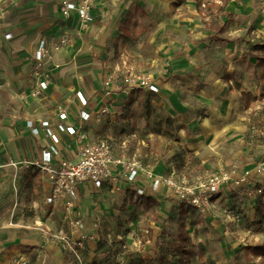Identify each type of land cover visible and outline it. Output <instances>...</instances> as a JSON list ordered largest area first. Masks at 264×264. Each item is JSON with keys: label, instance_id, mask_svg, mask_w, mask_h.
Masks as SVG:
<instances>
[{"label": "rangeland", "instance_id": "obj_1", "mask_svg": "<svg viewBox=\"0 0 264 264\" xmlns=\"http://www.w3.org/2000/svg\"><path fill=\"white\" fill-rule=\"evenodd\" d=\"M143 1L138 7L136 0H100L99 31L98 24L95 30L102 32L104 26L105 38H88L91 53L85 65H100L118 81L128 75H151L163 82L162 90L154 95L136 89L117 96L107 105L106 115H93L80 124L86 138L107 140L113 156L135 160L144 174L171 178L182 188H200L214 173L233 169V176L248 171L264 187V174L257 173L264 165V48L254 47L264 46V0H150L149 5ZM10 2L0 0V18ZM13 26L0 22V120L12 113L13 120L21 121L15 96L20 87L12 86L19 78V65L27 70L21 100L35 101L45 112L54 108L55 98L44 91L37 94L31 79L37 49L19 54L26 42L9 40ZM199 31L205 32L203 37ZM76 33L67 34L68 43L59 48L55 44L59 37L46 39L48 57L42 71L47 80L58 64L65 68L62 77L80 82L66 70L72 62L67 52L82 41ZM2 144L0 136V191L19 199L30 188L31 195L19 215L18 201L11 202L9 228L16 229L10 232L2 230L0 207V240L42 245L31 260L16 257L9 264H112L130 252L137 261L144 251L151 260L165 255L166 264H264V259L243 249L264 244L263 194L213 198L214 209L204 212L182 204L167 186L160 188L159 205L149 207L126 193L110 192L98 200L90 196L87 206L76 196L72 209L80 208L88 222L85 225L78 213L75 219L82 227L75 231L72 211L65 212L70 216L65 223L58 210L43 220L47 210L41 199L43 185L36 168L29 166L38 159L24 165L19 153L14 157ZM21 176L32 184L26 187ZM9 177L10 183L2 186ZM137 184L151 189L143 175ZM180 206L190 208L187 216L180 215ZM91 219L95 221L90 223ZM129 234L132 239L126 243ZM181 244L193 255L183 254Z\"/></svg>", "mask_w": 264, "mask_h": 264}, {"label": "crops", "instance_id": "obj_2", "mask_svg": "<svg viewBox=\"0 0 264 264\" xmlns=\"http://www.w3.org/2000/svg\"><path fill=\"white\" fill-rule=\"evenodd\" d=\"M63 1L66 0H11L10 3H7V6L3 10L4 14L2 15V18H0V22L3 24H7V23L14 24V26L10 28V31L8 32V34H10V38H9L10 41L25 40L26 46L23 48V50H18L19 54L20 53L27 54V52L29 51L30 52L33 50L35 51L42 40L45 43H47L46 39H48L49 36L60 37L64 34H71V33L75 35L78 29L77 16L75 13L71 14L70 17H68L67 19H64L61 16L60 7ZM68 1H76V0H68ZM136 2L138 7L142 6L140 4L142 0H136ZM143 3H147L149 5L150 0H144ZM99 8H100V0H97L92 10V16H93L92 24L90 25L89 29L86 32H83L78 36L79 37L78 39L82 41H77L67 52L69 59L72 62H74V63L70 62L67 64L68 65L66 68V70H68L67 75H70V78L76 77L80 79V82L78 80L69 82V78L66 79L65 77L61 76L62 72L65 70L64 66H60L58 64L55 65V68L52 72V78L49 81V83L52 84V86L44 91L48 95L55 98V102L53 104L54 108L52 110L41 112L42 111L41 105H39L37 102L29 101L27 103L21 100V96L23 93L21 89L25 87L27 84V79H26L27 70L26 68H22L21 65H19L18 67V73H20L19 78L16 79L15 83L14 82L12 83V86L16 87V85H18L20 87L15 96L19 100L18 107L23 113L22 120L21 121L13 120V116H11L12 113L6 114L5 117L0 120V136H1V141L3 142L2 148H4L5 151L8 152L9 154L12 153L14 157H16L19 153V155L23 157V161L25 162H28V160L31 161L33 159L36 160L40 158L42 151L47 146L50 145V140L46 136L45 128H43L41 124L43 122H47L50 126V129L55 131L56 125L60 122L58 120V112H57L59 106L66 105L70 109L68 113V120L65 122L66 125L73 126L74 128L78 129L79 131L85 134L86 133L85 130L82 129L80 125L84 123L79 120L80 110H83L86 113H88L90 115L89 118L90 120L89 119L88 120L91 121L93 115L97 117H102L98 115L100 110L107 105L109 106L114 98L121 95L122 96L130 95V94H122L121 92H112V91H110L109 93L106 92L103 82L105 77L108 76V72H106L104 69L100 70L101 69L100 65L90 66L91 68L85 65L88 56L90 55L88 53H91L88 51V46H87L88 38H91L93 36L94 37L96 36L99 39L105 38L104 26L102 32H98L99 24H100ZM97 24H98V31L95 30ZM58 31H61V33H59ZM204 33L205 32L203 31H199L198 36L203 37ZM163 68H164L163 72L166 75H168L170 71L165 67ZM116 69H119L120 71L119 67H117ZM99 70L101 71V74L96 73ZM82 71H85L86 73H81ZM148 76L152 78L154 82H156L159 89L158 93L156 94H159L160 91L162 90L163 82L156 80V78L151 75ZM31 79L32 82L35 84V79L32 76V72H31ZM74 90L77 91L75 93L74 92L72 93V91ZM141 92L147 93L144 90H141ZM76 93H81V95L86 99V106L81 107L79 101L75 98ZM72 95L75 98L74 100L71 99ZM95 100H96V104H92V101ZM88 120L85 121L86 122L85 124L89 122ZM32 129H37V134H34ZM86 140L88 139L86 138L85 142H98V141H89V140L86 141ZM79 146L80 143L76 140L74 136H69L65 133L59 134V144L57 145L59 155L55 157L54 160L58 161L60 159H65L70 162H76L78 160ZM4 155L7 156V153H4ZM113 158L121 162V166L119 165L113 166L114 171H118V172L124 171V168L127 167L130 163L139 164L135 160L124 161V159H122L121 157H115V156H113ZM36 170L39 173V179L43 185L42 186L43 194L41 198L43 202V206L47 208V210L43 213V217H42L43 220H45L46 218L50 219L52 215L55 213V211L58 210L59 212H61L62 217L65 218L64 219V223H65L66 219L70 216L65 215V210L63 206L61 205L48 206L45 204V198L48 193L49 184L45 175L37 168ZM142 175L145 178H147L142 171L139 173L136 181L132 184H128L124 180L120 179L119 182L116 184V186H111L110 184L106 183L99 190L93 189V187L89 183H82L78 187L77 196L80 200L83 201V203H86L84 205L87 206L89 205L88 204L89 201L87 200V198L90 196H92L95 200H98L102 197H106L110 192H113L116 194L126 193L130 195L131 199L132 198L136 199L137 196L136 195L132 196V194L136 193V189L143 188L145 190L144 195L153 196V198H155L160 203V198L158 194L162 193L160 191L161 187L157 191H155L157 193H155L151 189L146 190L145 187H142L139 184H137ZM31 177H33V175ZM21 179L26 187H29L32 184L27 182L26 177H22ZM35 179L36 178H33V180ZM3 182L5 183H3L2 186L6 183L9 184L10 177L8 180H4ZM3 189L5 190V186L3 187ZM29 189L26 190V193L23 196L20 194L19 199L18 197H15V194L12 196L11 193H8V195L6 196V193L0 191V195L2 197V205L0 207H2V213H3L2 230H7V232H10V229L12 230L16 229V228H9L12 225V221L10 219L11 210H12L11 202L13 200L18 201L17 213L19 215L21 210L20 206L23 207L26 206V202L30 200L31 193L29 192ZM220 197L222 198L228 196H226L225 194ZM72 212L74 219L77 217L79 218L80 217L79 214H80L83 217L82 221L84 222V224L85 225L87 224L88 216L84 217L83 215H87V214H84L83 212L81 213L80 208L79 209L74 208L73 206ZM37 218L39 219L40 217ZM93 220L94 219H91L90 223ZM14 225H16V221ZM18 225L24 226V224L22 223H19ZM131 236L132 234L126 236V243H129L128 241L132 239ZM95 241L98 242V239H96ZM40 245L41 244H39L38 241H30L23 239L18 240V239L6 238L5 240H0V264H9L11 260L15 259L16 257L20 258V260H25V262H27L28 260H31L38 253L37 251ZM42 251L52 255L49 251L45 250V248L44 250L42 249ZM128 251H132V250H128ZM131 254L132 252L127 254L126 257L128 259L130 258L132 259L133 254L132 255ZM141 255H142L141 258L145 260L151 259V256L146 257L145 251L142 252Z\"/></svg>", "mask_w": 264, "mask_h": 264}, {"label": "built area", "instance_id": "obj_3", "mask_svg": "<svg viewBox=\"0 0 264 264\" xmlns=\"http://www.w3.org/2000/svg\"><path fill=\"white\" fill-rule=\"evenodd\" d=\"M97 0H76L63 1L60 7V14L64 19L75 13L78 19L77 36L81 32L88 30L93 22L92 10ZM68 43V35L64 34L59 37L56 46L57 48L65 46ZM48 57V46L44 41H41L34 55L32 76L35 79V87L37 94L47 90L52 84L46 79V74L42 71L45 60ZM104 87L106 92H121L122 94H131L136 89L144 90L149 93H158L159 89L152 78L145 75H128L121 80L115 79L113 76H106L104 79ZM77 100L81 107L86 106V99L77 94ZM108 107H103L99 116L107 114ZM58 120L60 121L55 131L50 129L47 122H43L41 126L45 128L46 136L50 140V145L47 146L41 153L38 161L29 164L40 170L46 177L49 189L45 198V204L48 206H63L66 213L72 212V200L77 196L78 187L82 183H89L93 189L99 190L104 184L108 183L111 186H116L120 179L128 184H132L138 178L142 168L137 163H130L124 168V171H114L113 166H121V162L115 160L112 156L111 147L106 140L98 142H85L86 136L83 132L66 125L68 120L69 107L61 105L57 109ZM90 118V115L83 110L79 111V120L85 122ZM34 134H37V129H32ZM65 133L69 136H74L80 143L78 149V160L70 162L65 159L55 161V157L59 155L57 145L59 144V134ZM27 165V162H24ZM234 169L229 171H218L208 180L205 186L200 188H182L174 184L171 178L156 177L149 173H145L147 179L151 181V190L157 191L162 186L172 188L177 199L189 205L199 212L211 211L214 209L217 196H223L230 193H246L249 196L262 194L260 187H253V176L248 171H243L239 175H234ZM257 173L264 174V165L257 168ZM145 193L143 188L136 189L137 195ZM214 198V199H215ZM72 227L78 231L82 227L79 219L72 221ZM97 226V223L94 224ZM132 237V236H131ZM118 241L121 238L117 236ZM111 243V242H110ZM79 241L78 245L81 246ZM123 251L127 244L121 245ZM127 255H120L116 258L113 264H134Z\"/></svg>", "mask_w": 264, "mask_h": 264}, {"label": "trees", "instance_id": "obj_4", "mask_svg": "<svg viewBox=\"0 0 264 264\" xmlns=\"http://www.w3.org/2000/svg\"><path fill=\"white\" fill-rule=\"evenodd\" d=\"M226 15L230 16V14H226ZM254 47L255 48H264V46H262V45L261 46H254ZM147 93H149V92H147ZM150 94H155V93H150ZM252 185L255 188L256 187H260L262 189V194L264 195V187L259 184L258 180L252 179ZM262 194H260L259 196H261ZM134 195H136L137 198L139 199V201L143 205H145L146 207L159 205V202L155 198H153V196L144 195V194L137 195L136 193L132 194V196H134ZM242 195H247V194L244 193V194H241L240 196H239V193L226 194V196L231 197V198H233V197L234 198H240ZM215 197H213V198H215ZM217 197L219 198L220 195H218ZM260 199L261 198L258 197L257 201H260ZM182 204L187 205L184 202H182ZM187 206L190 207L189 205H187ZM180 207H181L180 215L183 216V217L187 216V214L189 213L190 208H187V207H184V206H180ZM193 210H195V209H193ZM182 239H183V241H185V238H182ZM243 249H244L245 254H247V255L264 259V244L245 245V247ZM179 250L182 251V253L185 254V255H188V256H192L193 255V254H191L190 251H188L185 248L184 244L180 245ZM165 260H166V256L165 255H162L161 257L153 259V260L150 259L149 261H147V260H145L143 258H139V257L137 258V261H135V256H133V255H132V259H131V261L134 264H166Z\"/></svg>", "mask_w": 264, "mask_h": 264}]
</instances>
